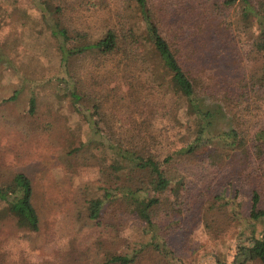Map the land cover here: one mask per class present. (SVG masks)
I'll list each match as a JSON object with an SVG mask.
<instances>
[{"label": "trees", "instance_id": "obj_1", "mask_svg": "<svg viewBox=\"0 0 264 264\" xmlns=\"http://www.w3.org/2000/svg\"><path fill=\"white\" fill-rule=\"evenodd\" d=\"M34 1L43 5L41 18L59 52L60 73L46 81L55 84L52 98L69 100L74 110L80 101H90L96 124L103 127L93 133L117 163L112 171L101 170L106 186L102 199L86 201L89 218H99L106 200H129L149 236L131 255L112 253L101 264H134L146 247L168 254L159 234L168 226L160 227L158 206L170 202L168 212L180 215L188 200L204 214L221 212L227 205L205 188L232 175L253 190L248 222L235 211L227 218L253 226L239 251L264 264V169L256 165L264 157V11H255L248 0ZM240 3L255 33L234 21ZM217 30L249 67L205 81L193 75L192 64ZM59 105L54 118L65 116ZM179 105L193 119V140L160 159L154 122L167 106L174 111ZM36 112L32 93L29 113ZM34 200L33 183L22 172L0 184V202L9 205L18 226L36 232Z\"/></svg>", "mask_w": 264, "mask_h": 264}, {"label": "rangeland", "instance_id": "obj_2", "mask_svg": "<svg viewBox=\"0 0 264 264\" xmlns=\"http://www.w3.org/2000/svg\"><path fill=\"white\" fill-rule=\"evenodd\" d=\"M34 2L0 0V184L18 172L31 179L39 229L20 228L9 205L0 202V264H101L112 253L131 255L149 240L132 202L106 200L99 218H89L86 201L103 198L101 170L112 171L117 163L93 133L95 127L103 130L93 104L83 100L74 110L69 100L52 98L55 84L46 81L60 73L59 52L41 18L43 5ZM248 4L264 11V0ZM53 6L50 1L49 8ZM232 15L240 29L255 33L245 5L238 4ZM225 38L217 30L206 39L192 64L194 76L217 81L247 72L249 66L236 59ZM32 93L34 117L29 113ZM58 104L65 116L54 118ZM168 106L154 122L160 159L193 140V119L184 106L174 111ZM259 162L264 169V157ZM260 188L264 191V184ZM211 189L227 205L221 212L204 214L185 200L180 215H173L170 202H162L156 213L160 227L168 226L159 230L168 254L146 247L134 264H260L239 251L254 229L247 225L253 186L232 175L205 192ZM234 211L247 222L240 226L229 220Z\"/></svg>", "mask_w": 264, "mask_h": 264}]
</instances>
